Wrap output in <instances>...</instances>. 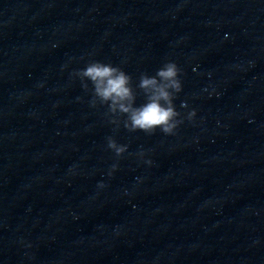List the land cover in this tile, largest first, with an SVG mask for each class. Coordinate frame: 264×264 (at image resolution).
<instances>
[{
  "label": "clouds",
  "instance_id": "1",
  "mask_svg": "<svg viewBox=\"0 0 264 264\" xmlns=\"http://www.w3.org/2000/svg\"><path fill=\"white\" fill-rule=\"evenodd\" d=\"M181 72L174 61H167L155 75L141 74L136 87L144 94L145 102L139 106L136 105L137 94L132 86V77L120 67L93 61L78 70L76 75L82 81L91 82L93 106L98 100L108 106L113 116L126 117L123 124L129 132L141 131L152 135L159 129L165 135H173L183 122L174 104L177 94L182 91ZM83 86L87 88V84ZM194 116L195 111H192L187 118L191 120ZM110 122L119 124L116 119ZM107 148L117 157L127 151V145L118 144L112 137L107 138Z\"/></svg>",
  "mask_w": 264,
  "mask_h": 264
}]
</instances>
